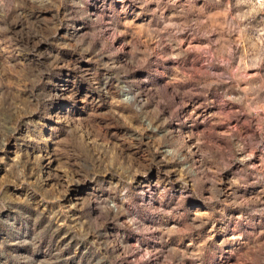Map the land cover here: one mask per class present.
<instances>
[{
  "label": "rangeland",
  "instance_id": "374dc122",
  "mask_svg": "<svg viewBox=\"0 0 264 264\" xmlns=\"http://www.w3.org/2000/svg\"><path fill=\"white\" fill-rule=\"evenodd\" d=\"M230 3L178 0L165 7L163 21L149 0H54L55 7L32 10L57 28L29 46L49 65L57 61L47 87L55 83L62 93L36 115L27 112V101L33 95L30 76L41 67L18 54L15 27L0 33V264H264V216L237 206L264 200V113L225 101V96L244 97L245 87L251 90L248 99L257 93L264 99L258 87L264 84V11L224 27L238 12L250 11L248 5L236 7V0ZM180 9L184 18L175 22L192 25L177 37L181 44L157 40L152 30ZM114 31L121 35L111 40ZM204 32L211 35L205 38ZM222 35L233 51L228 68L217 62L221 45L211 43ZM80 41L91 51L81 55L74 47ZM146 49L153 54L135 75L147 81L137 88L142 99H166L161 108L172 121L159 133L146 132L140 142L139 133L120 127L110 115L127 116L131 109L114 105L117 81L107 66L130 64ZM257 60L259 66L252 67ZM233 72L249 79L217 82L218 74ZM188 92L206 95H183ZM165 129L193 134L181 152L187 157L183 163L167 160L164 146L157 150L155 136ZM212 132L234 138L229 143ZM201 133L206 143L198 146ZM238 141L260 147L246 162L239 161L247 147L236 162L228 161L219 173L223 183L204 184V197L220 201L206 203L194 183L212 176L213 158ZM129 169L138 174L130 177ZM88 170L95 179L85 178ZM235 181L242 184L233 186ZM213 211V221L201 226L198 214Z\"/></svg>",
  "mask_w": 264,
  "mask_h": 264
},
{
  "label": "clouds",
  "instance_id": "9594fccd",
  "mask_svg": "<svg viewBox=\"0 0 264 264\" xmlns=\"http://www.w3.org/2000/svg\"><path fill=\"white\" fill-rule=\"evenodd\" d=\"M63 0H61V3ZM149 2H154L158 5L157 11L160 12V20L163 21V11L167 6H176L178 4V0H167V4H165V0H149ZM241 5H248L250 11L244 13H237L235 16L229 20L224 27H231L232 21H240L243 22L245 19L252 17L254 14L264 11V0H236V7ZM48 6L55 7L54 0H0V33H7L13 27L17 29L20 47L18 49V54L22 56L26 61H31L32 65L40 66L41 71L35 72L30 76L31 89L30 91L33 95L28 99L27 104V112L31 115H36L41 112L42 107L47 106L51 107L52 104L59 99L60 86L55 83L52 84V87H47V81L51 80V68L56 64V60L53 59L51 65L47 63V60L41 57L40 52L36 50V48L30 47L29 45L33 41L35 37L42 34H47L49 36L54 35L57 28L52 26V22L50 21H41L39 17L32 15V10H48ZM229 6L231 7V3L229 0ZM184 9H180V11L165 21L163 23V27L159 29H153L152 35H154L157 40L160 37H163L164 40L171 45L175 43L178 47L181 44V41L177 39L183 32L187 31L188 28L192 27L189 23H176L175 21L178 19L184 18ZM227 18L228 12L225 11L222 13ZM59 21H57V24ZM240 32H243V28H239V25H236ZM121 35L119 32H113L110 37L111 40H114L117 36ZM202 35L207 38L211 35V32H204ZM231 35V32H229ZM264 36V32L261 33ZM217 45H221L219 49H217V54L219 59L217 62L228 68L231 63V58L233 56V51L231 44L228 40L224 38L222 35L219 39L214 42H211ZM77 50L80 51L81 55L87 54L91 51L90 46H84L83 42L80 41L74 46ZM157 47L163 49V44H157ZM207 51V47L204 49ZM175 51V49H174ZM151 50H145L141 58L135 60L130 64H119V63H110L107 66L109 72L112 73L115 80L117 81L116 90L117 95L114 96L113 103L115 106H122L124 108H130L131 113L129 115H125L123 112H115L110 113L113 119L116 120L117 124L120 127H128L133 130L135 133H139L138 139L140 142H143L144 134L146 132H151L153 134L159 133L161 129L165 128V125L169 124L172 121L171 116H164L163 109L161 105L167 106L168 101L164 99L162 96L159 99H156L155 96H149L148 99H142L140 95V91L137 88V85L141 81H147L146 77H142L139 75H135V73L142 72L148 64V60L152 56ZM211 55V53H209ZM160 58H164L163 55ZM252 67H258L259 61H255L251 64ZM236 78L240 79H249L248 77H236L235 73L231 74V77H225V74H218L217 82H226L228 78ZM41 85H45L41 87ZM204 87H210V85H204ZM261 91H264V84L258 86ZM243 93H245L244 97H233V96H225V101H232L234 103L246 104L249 108L250 112L254 113H264V99H257V96H253L251 99H248L247 94L251 91L248 87L240 89ZM179 94V93H177ZM206 95V93H196V92H188L184 93V96H188L189 98L194 95ZM153 99H156V102L153 106L148 107ZM171 99V98H169ZM50 101L47 105L45 101ZM181 107L185 106V101L181 100ZM163 117V118H162ZM138 121V123H133V121ZM123 121V123H121ZM157 121H160L157 123ZM31 123V122H29ZM235 132V129H233ZM3 133V126H0V134ZM211 135H222L224 136L229 143H231L234 138L231 134H216L214 132ZM193 138V134H185L183 132H177L174 134L172 131L165 129V131L156 135L155 139L157 141V150H159L160 146H164L165 148V158L170 160L171 162H180L183 163L187 157L182 156L181 152L185 150L186 141L188 139ZM198 146L206 143L204 139V134L197 135ZM82 144V141H79ZM209 143V147H215L211 142ZM3 144V141L0 140V145ZM248 148V152L243 156L242 160L239 162H246L251 159L256 150L260 147L259 144L252 142H243L238 141L231 149L227 152H221L219 154V158L214 159V169L212 170V176H205L201 179L197 180L194 185V191L197 192L202 199H205L206 203L209 204H217L220 201L218 197L215 195H210L208 197H204V192L206 189L204 188L205 183H211L214 185H218L223 183L219 178V173L223 170H226L228 167V161L236 162V154L245 152V148ZM189 156L192 155L191 149H187ZM203 155H208L207 151H202ZM110 167L112 166L110 162ZM21 173L23 169H20ZM138 172L135 169H129L128 175L130 177H134ZM146 175V172L139 173ZM187 175V172H185ZM85 178H96V173L92 170H88L85 173ZM79 183L80 181H76ZM242 181L233 182V186L241 185ZM127 189H125V192ZM125 193H121L123 196ZM125 202H129L125 200ZM257 204H264V200H260L259 198L249 199L245 201H241L237 206L247 209L250 215H261L264 216V209H258L255 207ZM215 215V211L210 213H201L198 214V218L201 220V226L203 224L209 223L213 221V217ZM264 247V246H261ZM203 253L197 252L194 255L199 257Z\"/></svg>",
  "mask_w": 264,
  "mask_h": 264
}]
</instances>
